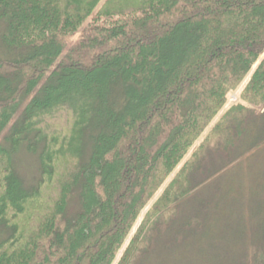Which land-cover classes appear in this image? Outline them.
Wrapping results in <instances>:
<instances>
[{"label": "trees", "instance_id": "16d2710c", "mask_svg": "<svg viewBox=\"0 0 264 264\" xmlns=\"http://www.w3.org/2000/svg\"><path fill=\"white\" fill-rule=\"evenodd\" d=\"M263 54L264 0H0V264H114L245 82L147 212L130 264L206 149L230 145L246 103L264 108ZM23 145L41 150L31 186L12 164Z\"/></svg>", "mask_w": 264, "mask_h": 264}, {"label": "rangeland", "instance_id": "374dc122", "mask_svg": "<svg viewBox=\"0 0 264 264\" xmlns=\"http://www.w3.org/2000/svg\"><path fill=\"white\" fill-rule=\"evenodd\" d=\"M263 58L264 54L260 60ZM244 85L245 82L230 94L224 110L143 209L114 264L119 263L147 212L175 174L191 158L222 114L241 101L239 97ZM246 106L249 108L246 123L238 125L239 131L234 123L230 125V145L206 149L202 163L192 175L191 194L175 207L176 213L170 221L162 218L148 230L142 247L134 254L130 264L255 263L256 252L264 250V142L251 150L247 145L253 144L256 137L264 136V108L249 103ZM55 123L64 128L67 125L64 118ZM254 126H257L256 129ZM0 142H3L2 138ZM2 144L8 146L6 142ZM14 151V169L26 185H33L40 176L41 150L23 145ZM207 202L211 203L208 205ZM78 207L77 199L68 204L71 212L77 211ZM188 219H191L189 226ZM177 228L179 232L175 231Z\"/></svg>", "mask_w": 264, "mask_h": 264}]
</instances>
